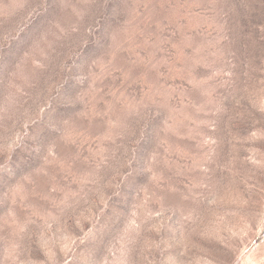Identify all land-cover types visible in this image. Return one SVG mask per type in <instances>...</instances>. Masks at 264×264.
<instances>
[{"label":"rangeland","instance_id":"1","mask_svg":"<svg viewBox=\"0 0 264 264\" xmlns=\"http://www.w3.org/2000/svg\"><path fill=\"white\" fill-rule=\"evenodd\" d=\"M0 264H264V0H0Z\"/></svg>","mask_w":264,"mask_h":264}]
</instances>
